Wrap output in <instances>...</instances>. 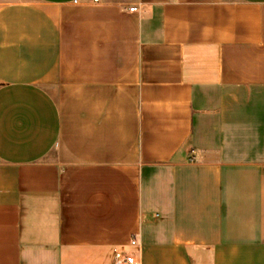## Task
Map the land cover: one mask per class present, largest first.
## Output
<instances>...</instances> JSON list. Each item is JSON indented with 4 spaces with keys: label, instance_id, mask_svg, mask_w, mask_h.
I'll use <instances>...</instances> for the list:
<instances>
[{
    "label": "crops",
    "instance_id": "crops-1",
    "mask_svg": "<svg viewBox=\"0 0 264 264\" xmlns=\"http://www.w3.org/2000/svg\"><path fill=\"white\" fill-rule=\"evenodd\" d=\"M132 237L264 264V0H0V264Z\"/></svg>",
    "mask_w": 264,
    "mask_h": 264
},
{
    "label": "built area",
    "instance_id": "built-area-1",
    "mask_svg": "<svg viewBox=\"0 0 264 264\" xmlns=\"http://www.w3.org/2000/svg\"><path fill=\"white\" fill-rule=\"evenodd\" d=\"M134 10H136L135 7L129 8V11H134ZM137 244H138L137 240L134 237H132L128 241V245L132 248H137ZM112 264H140V261L135 256L130 254L128 251H121L115 249L113 254Z\"/></svg>",
    "mask_w": 264,
    "mask_h": 264
},
{
    "label": "rangeland",
    "instance_id": "rangeland-1",
    "mask_svg": "<svg viewBox=\"0 0 264 264\" xmlns=\"http://www.w3.org/2000/svg\"><path fill=\"white\" fill-rule=\"evenodd\" d=\"M130 254H132L133 256H135L137 259L139 258V253H138V249L137 248H133V250L128 251ZM144 264H151V262L149 261V259L145 258L144 259ZM153 264V263H152ZM157 264H167V261L165 260H159V262Z\"/></svg>",
    "mask_w": 264,
    "mask_h": 264
}]
</instances>
